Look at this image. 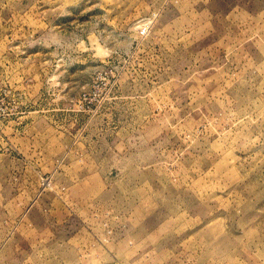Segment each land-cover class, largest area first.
I'll return each instance as SVG.
<instances>
[{"label": "rangeland", "instance_id": "374dc122", "mask_svg": "<svg viewBox=\"0 0 264 264\" xmlns=\"http://www.w3.org/2000/svg\"><path fill=\"white\" fill-rule=\"evenodd\" d=\"M206 1L0 0V264H264V20Z\"/></svg>", "mask_w": 264, "mask_h": 264}, {"label": "crops", "instance_id": "0c3cea01", "mask_svg": "<svg viewBox=\"0 0 264 264\" xmlns=\"http://www.w3.org/2000/svg\"><path fill=\"white\" fill-rule=\"evenodd\" d=\"M259 3H257L256 6H250V2L247 0V4L245 3H241L238 1H232V2H228L226 5L223 4V0H207L206 1V5L205 6L207 9V11H205V9L200 10L199 12H197L198 15L204 16L202 14H205L204 17H208L207 14L210 15V18L212 20L215 19V17H219L222 20H224V28H230L231 24H232V20L237 17L234 16L236 13L235 11H239V15H241L242 17L244 16V18H248V19H258V20H264V0H258ZM201 3H205L204 1ZM224 5V6H223ZM202 13V14H201ZM210 19V20H211ZM257 32H254V35H257ZM223 34L219 35L217 38H219L220 36H222ZM260 36V35H259ZM252 36H249L247 39H249ZM10 120L12 121V119H9L7 124H6V129L5 132H9L10 130V126H8V124H12L13 122H10ZM21 125H17V129L18 127ZM18 136V134L16 133L14 136H12V139L15 140V138ZM9 136L7 135V138ZM11 139V140H12ZM12 140V141H13ZM1 143H6L5 141H2ZM17 145V144H16ZM88 178H94L95 180H100V176L99 174L96 173H91L89 175H86ZM100 183V182H99ZM98 183V184H99Z\"/></svg>", "mask_w": 264, "mask_h": 264}, {"label": "built area", "instance_id": "2783aa9c", "mask_svg": "<svg viewBox=\"0 0 264 264\" xmlns=\"http://www.w3.org/2000/svg\"><path fill=\"white\" fill-rule=\"evenodd\" d=\"M154 15V14H153ZM141 22L138 24V33L141 36H144L148 33L149 29L152 26V22H153V17H143L141 18ZM12 115L11 112L7 111V110H2L0 111V143L4 140V135H5V126L6 123L8 122V118ZM8 139V138H7Z\"/></svg>", "mask_w": 264, "mask_h": 264}]
</instances>
